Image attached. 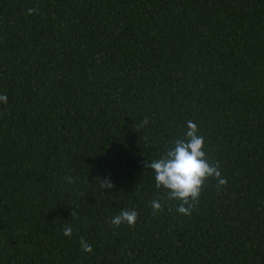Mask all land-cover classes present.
Instances as JSON below:
<instances>
[{
    "label": "trees",
    "instance_id": "trees-1",
    "mask_svg": "<svg viewBox=\"0 0 264 264\" xmlns=\"http://www.w3.org/2000/svg\"><path fill=\"white\" fill-rule=\"evenodd\" d=\"M0 94V264H264V0H0ZM189 120L184 216L145 164Z\"/></svg>",
    "mask_w": 264,
    "mask_h": 264
},
{
    "label": "clouds",
    "instance_id": "clouds-1",
    "mask_svg": "<svg viewBox=\"0 0 264 264\" xmlns=\"http://www.w3.org/2000/svg\"><path fill=\"white\" fill-rule=\"evenodd\" d=\"M37 13V9L29 8L28 14ZM38 14V13H37ZM7 95L0 94V103L7 104ZM142 125L148 123L146 117ZM199 129L196 123L187 121V131L183 139H176L174 147L168 149L160 158L146 161V168H150L154 172L155 186L157 190L163 188L166 190V196L163 199L168 201H178L179 206L176 211L184 216H190L192 210L196 207L201 192L205 186V182L213 179L217 182L218 187L226 186L227 181L219 171L218 164H212L208 161L204 151V137L198 134ZM69 183H75L71 176L66 177ZM100 182L101 189H112L114 185L110 178H106ZM150 208L153 214L163 210L164 205L159 200H152ZM71 218H77L75 210L71 213ZM138 219L135 210L123 209L118 215L111 219V225L119 227L127 224L133 227ZM73 229L71 225H66L62 234L65 237L72 235ZM81 250L91 253L92 245L83 238L80 239Z\"/></svg>",
    "mask_w": 264,
    "mask_h": 264
}]
</instances>
